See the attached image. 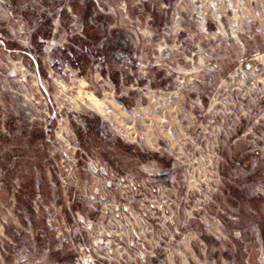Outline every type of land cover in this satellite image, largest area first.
<instances>
[{"label":"rangeland","instance_id":"obj_1","mask_svg":"<svg viewBox=\"0 0 264 264\" xmlns=\"http://www.w3.org/2000/svg\"><path fill=\"white\" fill-rule=\"evenodd\" d=\"M0 264H264V0H0Z\"/></svg>","mask_w":264,"mask_h":264},{"label":"bare ground","instance_id":"obj_2","mask_svg":"<svg viewBox=\"0 0 264 264\" xmlns=\"http://www.w3.org/2000/svg\"><path fill=\"white\" fill-rule=\"evenodd\" d=\"M87 97L90 98L93 101L95 100L89 93H88Z\"/></svg>","mask_w":264,"mask_h":264}]
</instances>
